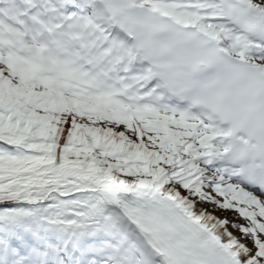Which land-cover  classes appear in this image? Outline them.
I'll list each match as a JSON object with an SVG mask.
<instances>
[{"label":"bare ground","instance_id":"obj_1","mask_svg":"<svg viewBox=\"0 0 264 264\" xmlns=\"http://www.w3.org/2000/svg\"><path fill=\"white\" fill-rule=\"evenodd\" d=\"M83 1L84 0H76L78 5H81L83 8ZM86 1V0H85ZM187 0H137V3L149 7L151 9L163 12L169 17L177 18L178 20L191 24V25H198L207 31H212L218 34V30L214 28V25L217 22L221 21V17L219 15V10L215 2L217 0H203L201 1L200 7L205 11L201 16H196V11L191 10V8H196V5H186L185 2ZM88 7H86L87 9ZM93 24H100V27L106 31V37L110 38L112 33L110 31L109 22L106 21L104 13L98 12L95 16V19L91 21ZM109 27V28H107ZM122 52L126 50L131 53L129 46L123 45L121 47ZM66 63H60L58 68L54 67L53 70L57 73L60 72L59 77L64 76L69 78L71 81L74 76L73 70L67 69ZM109 74V73H106ZM83 77L84 75H80ZM129 85V84H126ZM115 91L112 93L121 95L124 91H137L138 88L132 87L129 88L117 85ZM98 89L103 92L104 88L102 86H97ZM124 89V90H123ZM107 94V93H103ZM205 134L204 131H199L196 129L195 138H198ZM206 148L200 152L202 158L205 160H209L214 165L221 167L220 164V154L224 150V144L221 141V138L218 135H210ZM225 171V170H224ZM224 173V172H223ZM94 184L85 183L84 178L81 179L80 185L76 186V189L80 191H86L88 193V198L91 201V204L94 202L96 203H103L102 209L99 211V217L105 218L109 224L111 229L117 230L123 238L129 239L131 242L136 244V246L140 250L141 257L145 264H165L157 254V252L151 248V246L145 241L144 237L142 238L139 233L135 230L136 227L125 217H121V215H115L111 212H117L118 206L115 205V196L118 194L125 193L129 190L130 187L139 186L143 188H147L149 183L144 180H137L132 177H127L122 174L120 171L116 172L113 176L104 177V176H97L93 178ZM156 192L160 193L161 195L165 196L166 198L172 200L176 205H178L185 213L193 219L198 225H200L203 229H206L209 233L214 235L216 239L220 241L221 238H229L232 240V244L234 249L239 250L241 253L246 255L247 250L249 247L246 242H241L239 237L236 233L233 232L228 220L224 219L220 215L211 211L208 206L202 204H192L189 206V201L187 200L188 195L184 193H180V191L172 184L169 177L164 176L161 181L156 185L153 186ZM103 189H107L108 193L102 191ZM228 189L232 190V192L242 195L243 197H249L251 200L253 196L250 192L245 190L239 184H229ZM99 191L98 194L100 197L97 196L96 193L93 191ZM100 192H103L102 194ZM95 195V199L92 198V195ZM83 200V201H84ZM114 200V201H113ZM98 201V202H97ZM119 205V203H118ZM117 206V209H116ZM196 207L197 210H193Z\"/></svg>","mask_w":264,"mask_h":264},{"label":"rangeland","instance_id":"obj_2","mask_svg":"<svg viewBox=\"0 0 264 264\" xmlns=\"http://www.w3.org/2000/svg\"><path fill=\"white\" fill-rule=\"evenodd\" d=\"M264 1V0H263ZM11 65L10 62L8 63H0V70L3 67H9ZM22 70H18L17 74H22ZM65 90H69L68 87H64ZM131 121V120H129ZM165 127V125H163ZM149 125L141 127V129H147L149 128ZM154 127V125H153ZM170 129L173 130V127L170 126ZM178 132L174 131V134H177ZM179 135V134H178ZM192 136V130L185 133V137H191ZM180 137V136H179ZM181 141V137H180ZM185 144V142L181 141ZM183 153V161L182 164L185 166L187 170H189V167L191 168L190 174H200L205 177H209L211 179V187L210 190L215 191L217 193L214 186H220V179L216 176L217 170H213L208 168V166L205 165L203 161L198 160L196 157V154L193 153V149L190 145H186L182 149ZM111 170L117 171L120 170L119 168H112ZM186 170V171H187ZM123 173H130L132 177H138V178H146L143 173H145V168L142 166L135 167V168H127L121 170ZM176 170H170L169 172L163 174L167 175L173 182L174 186L177 187L182 193H186L190 195V197L197 202L199 200L200 203H204L206 206L209 207L211 211L214 213L220 215L223 218H226L233 230L234 233H236L239 236V239L242 242H246L249 250H247V256L251 260L255 261L257 264H264V261L262 260V257L259 255V252L257 250V243L250 235H245L242 233L241 226L245 225V223L252 222L251 219L247 218V215H253L258 214L261 211L258 210L257 206H252L249 208L247 213H240L238 209L231 208L229 210L225 209L222 200L220 197L215 196V194H211L212 198H208L207 195L205 196H198L201 198H198V200L195 199L194 191L191 189H183L180 186V181L182 179V172H177ZM78 172L68 173V172H56L52 175H43V176H31L28 172H25L20 177H8L4 179V181L0 182L2 186V192L5 194H9L12 197H22L25 198L29 194L34 197V201H14L9 200L7 201L11 207L7 208L5 210H8L0 215L2 220L11 219L15 223H24L26 225H29V223H33L36 225L38 222L43 223L42 221L52 223L55 219H58L59 223H61L64 226H70L69 223V217L71 213H74L78 217H81L83 215L82 211L79 210V207L76 206L77 199L74 201H70L66 198L54 197L52 199L49 198V195L52 191L59 190L60 193H63V191H70L72 188H74V184L76 181L79 180V177H90L99 175L100 172H89L85 171L83 174H77ZM80 175V176H79ZM161 180V178H160ZM159 180V181H160ZM209 185V186H210ZM48 189H50V192H48ZM213 191H211L213 193ZM66 195V194H65ZM47 202L46 205L40 204L41 202ZM233 204V203H232ZM10 209V210H9ZM86 211H90V209H84ZM42 217V218H41ZM89 224L93 227V229L101 228L102 226L97 223V221H92L86 219ZM57 221V220H56ZM80 222L83 221L85 223L84 218L79 220ZM259 221V219H258ZM71 222V221H70ZM261 228L263 229V221L260 220ZM72 223H78V222H72ZM259 238H262L263 242V248H264V237L259 236ZM116 241L119 242L121 247L126 245L127 247V253H134L138 254L137 250H135L129 242L126 240L117 238ZM134 251H133V250Z\"/></svg>","mask_w":264,"mask_h":264},{"label":"trees","instance_id":"obj_3","mask_svg":"<svg viewBox=\"0 0 264 264\" xmlns=\"http://www.w3.org/2000/svg\"><path fill=\"white\" fill-rule=\"evenodd\" d=\"M54 111H55L54 108L50 109L49 116H52V113H54ZM57 117L61 118L62 121H57L55 123L48 124L49 125L48 128H46L44 130V135H46V136L47 135H53V134H55L57 132H60V133H62L61 139H65L68 136H72L71 135L70 126H69V122L66 123V121L64 119L66 117L68 119H70L71 118L70 113L69 112H66L65 114L57 115L56 118ZM40 118L41 119H44L43 116L42 117L41 116H38L36 119L35 118H31L29 120L30 121V125L33 124V125L37 126V123L38 122H42V120H40ZM25 121H27V120L25 118L21 117V118L18 119V121H16V124H22ZM11 126L14 127L16 125L15 124H11ZM33 128L34 127L31 126V129L30 130L33 131ZM27 131H29V128L27 129ZM8 132H9V129L7 128V126L0 124V135H3L5 137H7L8 136ZM24 133H26V130H24ZM75 137H76V139L78 141H88V142H91L92 143V145H93L92 146V149L91 150H88L87 154H85V155L93 156V154L95 152V147L99 143V140L97 141L96 138H94V137L89 136L88 134H86V131L85 130L78 131L77 132V135H75ZM59 150H62V146L59 147Z\"/></svg>","mask_w":264,"mask_h":264}]
</instances>
